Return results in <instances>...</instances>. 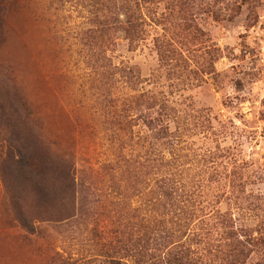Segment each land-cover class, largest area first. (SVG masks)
<instances>
[{
    "label": "rangeland",
    "instance_id": "rangeland-1",
    "mask_svg": "<svg viewBox=\"0 0 264 264\" xmlns=\"http://www.w3.org/2000/svg\"><path fill=\"white\" fill-rule=\"evenodd\" d=\"M132 5L15 0L0 25V264L139 261L180 219L135 209L156 172L193 192L168 241L192 264H264V0H140L135 41Z\"/></svg>",
    "mask_w": 264,
    "mask_h": 264
},
{
    "label": "trees",
    "instance_id": "trees-1",
    "mask_svg": "<svg viewBox=\"0 0 264 264\" xmlns=\"http://www.w3.org/2000/svg\"><path fill=\"white\" fill-rule=\"evenodd\" d=\"M220 2V0H218ZM133 4L128 9L127 20L124 22L125 30L129 39L135 41L137 39V28L140 27L137 18L135 17V8L140 7V0H132ZM15 0H0V25L7 24V20H10V9L14 5ZM186 17L184 18V20ZM138 24V25H137ZM170 47L172 46L168 43ZM148 127H153L152 130L159 132L167 131V128L163 126L159 119H153L149 117ZM159 127V130H158ZM15 153H20L22 151V146H15ZM18 151V152H17ZM28 152V151H27ZM158 172L154 173V188L152 186L149 194L151 195L150 199L142 203L139 207L135 209L144 210L147 212L160 213L161 216L170 217V215L180 216L179 222H174L173 219L166 220L162 222L164 227L162 232L166 233V236L163 237L160 233H155V229L151 228V222L146 219H142L139 223L138 236L135 239L142 237L147 238V235L156 234L154 237H149L147 240H144V244L140 245V253H136L140 257L139 261H133L132 263L125 262L118 257H112L110 260L105 262V264H192L195 263V257L200 254L199 251L195 248L193 243H179L170 242V239H176V236L179 229L182 228L185 224V220L188 213H193L195 209V200L193 192L191 190L187 191V186L181 180L176 179V174L168 175L167 173H161L157 175ZM158 177V178H157ZM157 178V179H156ZM158 182V183H157ZM157 211V212H156ZM174 217V216H173ZM176 218V217H175ZM169 224L173 227L169 230ZM178 228V229H174ZM197 236V235H196ZM229 239L242 245L243 242L234 234L229 235ZM152 241V243L150 242ZM190 241V240H189ZM168 244V246H167ZM233 245V244H232ZM243 246V245H242ZM232 264H239L242 260L245 261L248 258V254H245L243 250H240L239 254H229L227 256ZM241 264V263H240Z\"/></svg>",
    "mask_w": 264,
    "mask_h": 264
}]
</instances>
